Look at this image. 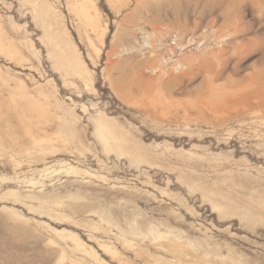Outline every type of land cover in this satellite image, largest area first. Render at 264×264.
Masks as SVG:
<instances>
[{
	"label": "rangeland",
	"instance_id": "374dc122",
	"mask_svg": "<svg viewBox=\"0 0 264 264\" xmlns=\"http://www.w3.org/2000/svg\"><path fill=\"white\" fill-rule=\"evenodd\" d=\"M0 264H264V0H0Z\"/></svg>",
	"mask_w": 264,
	"mask_h": 264
}]
</instances>
